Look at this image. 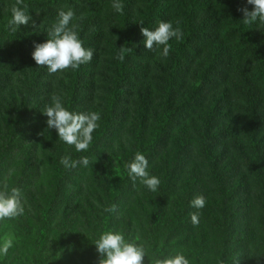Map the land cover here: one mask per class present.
I'll return each mask as SVG.
<instances>
[{
  "label": "trees",
  "instance_id": "obj_1",
  "mask_svg": "<svg viewBox=\"0 0 264 264\" xmlns=\"http://www.w3.org/2000/svg\"><path fill=\"white\" fill-rule=\"evenodd\" d=\"M26 1L28 3L24 2L19 6L23 8L27 5L25 11L31 19L38 18L32 19L35 27L31 23V26L20 25L16 31H12L9 27L12 12H5L7 14L0 22V54H4L3 60L6 59L0 61V183L9 181L8 177H11L10 180L14 178L11 186L4 185L5 183L0 185V192L11 195L13 188L19 189L22 205L27 202L31 206L35 205L36 211H33V218L28 216L24 219L26 214H22L16 218L0 220V236H3L0 244L9 235L13 236L9 238L12 239L13 244H16L12 250H8L6 256L0 255V264H21V261L24 264H99L102 256L94 243L108 230L122 234L125 240H128L132 234L134 236L137 234L141 239L136 244L142 245L144 249L146 244H149L145 249L146 262L156 254L159 255L160 260L164 259L168 250L176 246L182 249L181 254L189 264H264V229L260 231V225L263 223L261 220L264 217V150L259 151L260 146H257L254 139L262 135L264 130L259 127L261 124L253 123L258 106L264 102V22L257 19L245 23L243 9H247L248 5L245 4L241 8L237 0H225L221 4L223 12L216 17L212 13L216 11L208 0H190L186 12L180 18L183 22L178 26L183 32V38L177 40L173 37L169 40L171 50L165 58L158 54L162 52L163 46L158 48L154 45L153 50L144 47L146 38L142 35L141 28L155 30L160 22L174 24L178 19L171 15L170 10L172 5L174 10L180 0H143L138 1L140 4L138 7L133 6L134 2L131 0L130 12L135 7L140 12L136 17L137 21L130 25L127 22L130 14L125 13L124 8L122 13L117 12L115 15L117 23L115 25L111 23L112 26L109 27H103L102 18L98 19L97 15L101 13V8L106 6L104 0H94V2L70 0V3L55 0L57 6L49 1ZM89 5L93 6L91 13L95 12L91 15L94 21L92 19L85 28H90L94 35L84 38L85 43L82 46L94 50L93 59L90 63L84 64L90 66L91 71L87 72V75L78 73L73 88L81 93L89 89L92 91L88 95L87 107L98 90L95 85L100 81V77L107 76L114 81L117 80L119 86L129 77L141 89L145 88L143 92L149 99L148 107L153 109L156 115L160 113L161 118L159 121L153 118V124L150 119H142V126L128 125L124 122L126 118H119L124 120L121 125L115 124L112 131H115L116 133H113L116 135L110 138V146L102 136L98 138L100 129L96 128L92 133L93 139L88 150L77 152L74 145L59 139L55 128H48V117L43 114L46 107L53 105L54 95L59 96L62 106L66 107L67 103L63 101L65 96L57 91L62 84H65L60 77L66 76L67 72L56 75L44 71L42 76L39 74L37 77L39 83L34 78L33 85L30 86L25 84V77L30 76L29 71L18 77L14 67L21 65L22 70H25L26 65L32 64L33 68H36L34 59L33 62L28 61L33 58L35 46L44 43L45 40L46 33L40 36L38 29L40 27L44 30L48 29L52 24L51 21L59 17L60 11L71 10L74 16L68 27L75 30L73 21L78 24L80 18L86 16ZM248 9L249 12L253 11L254 5L250 4ZM37 11L41 13L40 17L37 16ZM196 16H199V19L195 22ZM173 27L177 26L173 25ZM122 46L131 48L132 51L125 53L123 61L118 59L119 63H115L114 60L117 59ZM206 53H211L210 57L202 59ZM102 60L108 67L98 72L97 68L103 63ZM201 61L207 62V66L203 68L200 78L192 82L190 80L193 76L192 65ZM237 61L251 65L246 67L248 71L241 70L235 73V75H243L247 88L243 90L241 86L240 96L233 97L227 92V84L232 77L227 71L231 70ZM140 62L143 64L142 67L138 66ZM128 64H136L139 69L134 66L133 71H127L125 67ZM118 65L121 67L118 68ZM112 75H115L114 79ZM56 77L58 80L60 78L61 82L54 87ZM85 80L90 81L88 83ZM112 80L108 81L113 82ZM79 83L87 84L78 86ZM252 84L255 85L253 88ZM133 86L137 89V85ZM220 87L224 88V92H220L223 98L220 97V100L224 108L220 105L217 115L212 111L206 114L201 121L202 125L187 127L183 139L174 142L178 120L187 119L198 103L204 101L208 95H215ZM14 88L16 92L8 93V90L12 91ZM132 92L136 93L134 89ZM175 92L186 93L188 98L177 103ZM120 94L121 96L116 99L117 102L122 101L125 93ZM133 96L131 94V98L126 99L127 105L132 104ZM18 97L23 100L24 108L22 107L21 111ZM195 98L198 100L196 101ZM36 99L37 102L32 105L31 101ZM93 106H96L95 103H91L87 109H92ZM238 106H242L239 110L248 120L242 127L240 126V132L249 137L252 149L250 153L242 156L235 151L232 160L237 164L241 161L248 165L251 171L242 174L240 170L236 171V166L229 165L228 168L231 170L226 182L218 176L217 179L222 182L220 186L234 184L236 188L234 194L241 190L242 195L244 194L243 198L245 194L246 198L252 196L255 208L250 207L247 213L234 216L231 207L234 196L225 188L220 189L219 192L226 206L214 207L211 215L214 218V227L208 228L201 239L199 237L192 240L191 234L195 230L191 231L192 221L189 214L197 213L199 209L191 207L190 202L196 195L188 194L184 199V206L181 207L180 204L176 207L178 215L174 219L181 221L180 223L171 222L173 220L171 209L174 214V207L170 204L169 198L179 186L185 189V183H191L190 177L196 179L198 175L195 174H201L203 170L199 165L211 156L212 151L221 148L224 155L221 156L224 160L226 152L236 149L235 144L239 143L228 142V138L237 126L234 121L238 114ZM101 108L98 107L97 111H101ZM18 111L20 115L16 120L11 112ZM180 116L182 117L177 119ZM11 121L19 125L14 124L13 126L17 127L13 128ZM223 122L226 124L220 126ZM10 130L13 133H9ZM8 135L12 137L7 139ZM137 152L147 158L149 163L146 171L149 176H155L160 180L156 191L148 189L141 182V178L137 177L133 182L129 176L126 165L134 160ZM64 156H70L75 161L87 157L90 165L85 167L78 164L75 168H65L60 163ZM113 160H116L123 171L120 187L118 186L120 191L117 193L116 183L111 182L107 177V173L112 171ZM259 162L263 165H259ZM219 163L215 159L209 166L213 170ZM40 166L41 170L47 172L48 181L46 184L39 181V184L34 186L30 178H35L39 174ZM3 177L5 180L2 179ZM161 180L166 182L164 188ZM49 183H52L51 187L46 189ZM175 195L180 196L179 193ZM75 203L81 207L86 204V208L77 215L74 210L62 208L64 205L69 208ZM112 205H116L115 212L105 211ZM163 218H168L165 219L168 225L167 231L163 228ZM228 220L230 221L226 224ZM232 223L238 228L242 223L244 233L237 236L231 231H226L225 225ZM152 224H160L159 230L155 229L147 233ZM251 230L254 234L253 238L250 234ZM163 249L167 251L164 252Z\"/></svg>",
  "mask_w": 264,
  "mask_h": 264
},
{
  "label": "rangeland",
  "instance_id": "obj_2",
  "mask_svg": "<svg viewBox=\"0 0 264 264\" xmlns=\"http://www.w3.org/2000/svg\"><path fill=\"white\" fill-rule=\"evenodd\" d=\"M42 1H46V2L49 1L50 3H54L53 4L54 6H57V4H55V2H54L55 0H42ZM57 1H59V0H57ZM61 1H64L66 3H70V0H69V2H68V0H61ZM91 1L94 2V0H91ZM104 1L106 2V6L104 8H101V13L97 14V15H98V19H100L99 17L102 18L101 24L103 25V27H109V25H111V23L113 25H115L117 23V20L115 19V15H117V12L111 6L113 0H104ZM132 1L134 2L133 6L138 7L140 5L138 3V1L140 2L143 0H132ZM132 1L131 0H122L121 1V3L123 4V9L125 8V13L128 12V14H130V19L127 20V22L130 25H133L137 21L136 17H138L139 13H140L137 10V7L132 9L130 12L129 5L132 4ZM189 1L190 0H180V3L175 6L174 10H173V5H172V10H170L171 15H173L176 19H178V20H175L174 24H172V25L179 26L183 22V20H180V18H182L183 13L186 12V8H188V6H189L188 5ZM208 1H209L210 6L213 7L214 11H216V12H212L213 15L215 17L219 16V14L223 12L222 8H221V6H222L221 4L225 0H216V1L208 0ZM237 1L239 2L238 5H240L241 8L245 4L248 5L246 7L247 9L250 7V4L247 2V0H237ZM24 2L28 3V1H26V0H23V3ZM16 3H17V0H12V1L11 0H0V6H1L0 11H2L0 13V22L2 21V19H4V16L7 14V13L5 14V12L11 13L10 7H13V5H15ZM59 6H60V4H59ZM92 7H93L92 5H89L87 7L86 16L83 18H80L81 20H79L78 24H76L73 21V26L75 27L74 31L75 32L78 31L77 36H78V39L82 42V45H84V43H85L84 38L91 37L94 35V34H92L93 31H91L90 28H85L88 26V23H90L91 20L93 19V18H91V15H94L95 12L91 13ZM190 7H191V5H190ZM55 8H57V7H55ZM250 9H248V10H250ZM135 12H136V14H134ZM36 14L38 17L41 16V13L38 11L36 12ZM125 15H127V14H125ZM208 15L210 18L212 17L210 12H208ZM199 16H196V18L194 19L195 22L199 19L198 18ZM32 19H38V18H32ZM32 19L29 21V23L27 25H22V26H27V27H28V25L31 26L34 22ZM59 19L60 18L58 17L57 19L52 20L51 21L52 24H50L48 29L46 28L44 30L42 27H40L38 29L37 32L39 33L40 36L46 33V35L44 36V38H45L44 43L48 39L52 38V37L48 36V32L51 30V28L54 24L58 23ZM93 21H94V19H93ZM177 22H179V23L177 24ZM69 28L72 29V27H70V26H69ZM80 28L83 31L80 30ZM109 34H111V31ZM0 44H1V42H0ZM102 49L104 50V45L102 46ZM210 54L211 53H206L202 59L209 58ZM4 57H5L4 54H0V58H1L0 61H5L6 59L5 60L2 59ZM110 59H106V61H110ZM33 61L34 60L32 58L28 62H33ZM114 62L119 63V60L116 59V60H114ZM88 63H90V62H88ZM12 64L15 65L14 63H12ZM250 65L251 64L247 65L245 63H239L237 61L233 65V68L231 70L229 69V71H227L229 74H231L230 76H232V77H230V80L227 84V92L231 93L230 96L239 97L240 92H241L240 87L242 86L243 90H245L247 88V87H245L246 85H245V79H244L243 75L242 76L235 75V73L238 71H241V70L248 71V69H246V67H249ZM26 66H27V68L25 70H22L21 65L18 67H14V69H15L14 71L16 73H18V77H20L21 75L25 74L24 73L25 71L28 70L29 75L31 77L30 76L25 77V80H26L25 84L30 85V86L33 85V82H34L32 79L35 78L37 80V77L39 74L42 76V73L44 71L45 72L49 71L47 66L36 65V68H33L32 64H28ZM82 66H84V67H82ZM134 66L139 69L138 66L142 67L143 64L141 62L138 63V66L136 64H134V65L128 64L125 67V70L130 71L133 69ZM206 66H207V62H205V61H201V63L195 62V64L192 65V72H193L192 75L193 76L191 77L190 80L192 82L198 80V78H200V75L202 73L203 68ZM105 67H108V66L103 61V63L98 65V68H97L98 72L104 70ZM120 67L121 66L118 65V68H120ZM78 69H79V72H77ZM78 69L67 68L65 70L56 72V75H60L63 72H67L66 76H64L63 78L60 77L62 79V83H65V84L64 85L62 84L59 87L57 93L60 91L61 92L60 94L62 96L63 95L65 96L63 98V99H65L63 101L65 103H67V104H65V106H66L65 108L67 110H69L70 112H73V113L88 114L91 112H98L97 108L100 106L102 107L101 111L98 112L100 114V117H101L100 120L97 122L98 123L97 128L100 129L98 138H100V136H102V138H104L107 145L110 146V138H112L113 135H116L113 133L115 131H112L115 128V124L119 125L124 120V119H119V118H126V120L124 122H127L128 125L138 124L140 126H142V124H143L142 119H144V120L150 119L151 122L153 121V118L158 120V121L160 120V118H161L160 113H159V115H156L155 111L148 107L149 99L147 98L146 94L143 92L145 90V88L141 89V87L137 83L133 82L134 80L130 79L129 77H127L126 82L122 83L120 86L117 84V82H116L117 80L114 81L107 76H105L104 78L100 77V81H97L96 85H95L98 90L94 93L95 96H94L93 101L91 102V103H95L96 106H93L92 109H87L88 106L91 104L90 103L86 107L88 95H89V93H92V91H90V89H89V91L84 90V91H86L85 93L75 91V88H73V82H74L75 78L78 77V73H80V74L85 73L87 75V72L91 71V69H90V66H87L84 64H81ZM223 73H224V71H222V74ZM247 73H246V76L248 75ZM49 74H50V72H49ZM101 74H103V73H101ZM33 75H35L36 77ZM114 76L115 75H112L113 79L115 78ZM117 77L118 76H116V78ZM60 78H59V80H58V77H56V79H54V82H55L54 87H56V84L58 82H61ZM83 79L84 78L82 77V80ZM108 80H112L113 82H109ZM85 81L89 83L90 80H85ZM37 83H39L38 80H37ZM131 83H134L132 85H137L138 90L135 89L134 86L132 87ZM86 84L87 83H79L78 86H84ZM113 85H116V86H113ZM253 86H255V85L252 84V88H253ZM92 88H94V87H92ZM133 89L136 91V93L132 92ZM211 89H214V88H211ZM74 91H75V93H73ZM13 92H16V88H14L12 91L8 90V93H13ZM220 92L221 93L224 92V88L220 87L219 91H217L215 95H211V96L208 95V97H206V99L204 101L198 103L197 104L198 106L196 108H194L193 113L187 119L182 120V118H181L182 116L177 118V119H180V118L181 119L178 120L176 127H175V136L173 137V140H175L174 142H176L177 140L183 139L184 135L186 134L185 130L187 127L194 128L198 125H202L201 121L205 118L206 114H208V113L210 114L212 111L213 113H215L217 115V113H218L217 109L219 110L220 105L222 106V108H224L223 107L224 105H222V101L220 100V97H221ZM120 93H125V94H123L122 101L117 102L116 99H117V97L121 96ZM128 93L130 94V96ZM34 94H36V92H34ZM131 94H132V96L134 95L132 98V104L127 105L126 99L129 100L131 98ZM174 95H175L177 103L182 102L183 100L185 101L188 98V97L186 98V96H187L186 93H178V94L176 93ZM135 97H136V100H135ZM195 100L197 101L198 98H195ZM22 102H23V100L20 99L19 100L20 111L23 110L22 107L24 108V105H22ZM31 102H32V105H34L37 102V99L34 101H31ZM2 107H3V105H2ZM68 107H70V108H68ZM241 107L242 106L237 107L238 108V114L236 116V120L234 121V123L237 126L234 130L231 131V133L229 134V138H228V142L236 141L237 143H239V144H235L236 149H230L228 152H226V156H225L224 160L222 159V156H224V155H223L221 148L218 150L216 149V150L212 151L211 156H209L205 160L202 159L203 162L201 163V165H199L200 169L203 170L201 172V174H195V175H198L196 179L190 177L191 180L189 182H191V183L190 184L185 183V189H183V186H179L178 188H176L173 195L169 198L170 204L173 205V207H174V209H173L174 214H172V209H171V215L173 216V220H171V222L173 223L174 221H176V223H180L181 221L174 219L178 215V211L176 210V207H179L180 204H182L181 207L184 206V203H185L184 199L186 196H188V194L192 193L194 196L195 195L196 196H198V195L204 196L205 206L202 209H199L197 212L198 216H199V225H193V223H191V227H192L191 231L195 230L191 234L192 240H196L199 237L201 239L205 235L206 230H208V228L214 227V225H215V222H213L214 218L211 217L212 212L214 211L213 210L214 207L224 208L226 206L224 204V198L219 192L220 189L225 188L230 193V195L234 196V199L231 202V207L234 210V212H233L234 216H236V215L239 216L241 213H243V214L247 213L249 211L250 207L255 208L254 202H253L254 198L252 196H250L249 198H246V194H245V198H243L244 194L242 195L243 192L241 190L237 194H234L235 190H236L234 184L233 185L227 184V186L226 185L220 186V184H222V182L220 183V181L217 179V176H218L219 178L223 179V181L226 182V178L228 177V174L231 170V168H228L229 165H232L233 167L236 166V171L240 170V173H242V174L243 173L248 174L249 171H251L247 167L248 165L242 163L241 161H240L241 164L240 163L237 164L236 161L233 162V160H232V158L234 157L236 152H237V154H239V156H242L244 154L250 153V150L252 149L249 137L247 138V136L243 135V132H240V128L242 127V125H244L248 121L246 118H244L245 114L239 110V108H241ZM258 107H259V109L257 110L258 112L256 113L257 116L253 118L254 119L253 123H254V125H255V123H256V125L261 124L259 127H262V130H264V102ZM11 113H12V115H14L15 118H17L16 120H18V117L20 115L19 111L17 113L16 112H11ZM11 123H12L11 126H13L16 122L11 121ZM103 124H108V125L104 126ZM152 124H153V122H152ZM225 124L226 123L223 122L220 126H224ZM15 125H19V124H15ZM254 125H253V127H254ZM16 127L13 126V128H16ZM20 127H22V126H20ZM244 127H246V126H244ZM249 129H251V128H249ZM137 130H138V126L136 128V132H137ZM9 133H13L12 130H10ZM11 137H12V135L11 136L8 135L7 139H9ZM18 138H20V137H18ZM254 139L257 143V146H260V148L258 147L259 151L262 152V150H264V131L262 132V135H260L256 138L254 137ZM173 140H172V142H173ZM173 146L175 147L174 143H173ZM109 159L112 160L110 157H109ZM215 159H217V162H220V163H219L218 167H215L212 170V168H210L209 165L211 163H213ZM259 165H263V163L259 162ZM240 166H241V168H239ZM111 169H112V171H111V173H107V177H109L111 179V182L113 181V183H116L117 187H116L115 191L117 193L118 191H120L119 185L121 183L123 171H122L120 165H118V163L116 162V160H113L111 162ZM38 170H39V172H38L39 174L35 178L29 177L33 182L32 185H34V186L36 184H39V181L45 182V184H46V181H48V177L46 175L47 172L41 170V166L38 167ZM185 172H186V170H185ZM29 174H32V173H29ZM9 175L10 174H8V176ZM2 179L5 180L4 177ZM8 179H9V181H7V180H6V182L2 181L0 183V185L2 186V184L5 183L4 185L9 186V184H10V186H11L14 183V180H13L14 178L12 180H10L11 177H8ZM91 179L92 178H90V181H91ZM161 183H162L161 184L162 187L164 188L166 186L165 185L166 182L164 180H161ZM51 184L52 183H49V185L46 189L50 188ZM176 193H179L180 196L175 195ZM45 201H47L46 198H45ZM45 201H44V203H45ZM50 202H51V200L49 201V203ZM41 204H43V201H41ZM65 205H66V203H65ZM65 205L62 206L63 209L65 208V209L71 210V211L74 210L76 215H77V213H81V211L86 208V206H85L86 204H84L83 207H81V205H78L75 203L72 206H70L69 208H66ZM23 206H24V213L23 214L24 215L26 214L24 219H26V217H28V216H31V218H33V216H34L33 211H36V209L34 208L35 205L31 206L27 202V203L23 204ZM258 211H261V210H258ZM258 215L260 216V214H258ZM214 217L216 218L217 216H214ZM165 219H168V218H165ZM165 219L164 218L162 219V224H163L164 231H167L168 229H166V228H168V225H166ZM229 221L230 220H228L226 222V224ZM261 222H263V223L260 225V228H261L260 231L262 229H264V217L262 218ZM159 226H160V224L159 225H153L152 224L150 229L147 230V233H148V231H153L155 229L159 230ZM107 227H111V226H107ZM225 227H226L225 228L226 231H231L237 236L244 233V226L242 223H241V226L239 228L235 227L234 223L229 224V225H225ZM260 231H258V234ZM107 232H112V231L108 230ZM250 234H251V237L253 238L254 234H253L252 230L250 231ZM164 235L166 236L167 233H165ZM2 237L3 236H0V239ZM9 237H13V236L9 235L8 238ZM148 237L149 236H147V238ZM139 239H141V238L137 234L135 236L132 234L129 237V239L125 240V241L128 243L136 244V243H138ZM14 245H16V244H13V246ZM13 246L9 250H12ZM146 247H149V244H146L145 249H146ZM163 251L166 252L167 250L163 249ZM181 252H182V249H180V247L177 248L176 246H173L170 248V250H168V253L164 257V259L174 257L177 254H181ZM145 253H146V250H145ZM146 257L147 256L145 255L144 262L146 264H156V262L158 260H160L159 255H157V254L154 255L149 260V262H146V260H147ZM18 260L21 261L20 259H18ZM152 261L154 263H152ZM21 264H24V263H22V261H21Z\"/></svg>",
  "mask_w": 264,
  "mask_h": 264
},
{
  "label": "clouds",
  "instance_id": "obj_3",
  "mask_svg": "<svg viewBox=\"0 0 264 264\" xmlns=\"http://www.w3.org/2000/svg\"><path fill=\"white\" fill-rule=\"evenodd\" d=\"M254 5V10L249 12L243 9L245 23H251L259 19L264 22V0H247ZM23 0H17L13 5L12 20L9 21V27L12 31H16L20 25H27L31 17L26 13L27 5L21 8L19 5ZM112 8L118 12H123V4L121 0H113ZM74 13L69 10L67 12L60 11L59 21L54 24L48 32V36L52 37L45 43L35 46L33 59L38 66H47L50 73H56L67 68L78 69L81 64H86L93 59L94 50L85 49L82 42L78 39L77 33L68 27L73 19ZM179 22H177L178 24ZM35 27V22H33ZM142 35L146 38L144 47L153 50V46H163L162 52L158 53L162 57H167L171 50L169 40L175 37L177 40L183 38L182 30L177 26L173 28L171 22H160L155 30H149L147 27L141 28ZM121 51L116 57L120 61L125 58V53L132 51L131 48L120 47ZM53 105L46 107L43 114L48 117L47 126L49 129L57 130L59 139L69 145H74L77 152L87 151L92 142V133L98 127L100 114L98 112L73 113L62 106L59 96L52 97ZM60 163L65 168H75L78 164L85 167L90 165L87 157L81 160H72L70 156L61 158ZM148 160L145 155L137 152L134 160L126 165L129 176L135 182L136 178H141V182L151 191H156L160 180L155 176H149L146 171L148 168ZM190 206L196 209H202L205 206V198L202 195L196 196ZM116 205L106 208L107 212H115ZM24 213V207L21 203V192L17 188H13L11 195L6 192H0V220L5 218H16ZM193 225L199 224L198 213L189 214ZM98 253L102 258L99 264H143L145 250L143 246H137L134 243H128L122 234L106 232L94 243ZM13 246L11 238L6 237L0 244V255H7L8 250ZM156 264H189V261L182 255L177 254L174 257L158 260Z\"/></svg>",
  "mask_w": 264,
  "mask_h": 264
}]
</instances>
